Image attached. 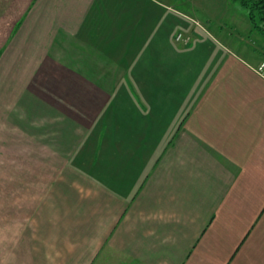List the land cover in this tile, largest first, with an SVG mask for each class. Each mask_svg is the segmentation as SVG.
<instances>
[{
  "label": "crops",
  "instance_id": "0c3cea01",
  "mask_svg": "<svg viewBox=\"0 0 264 264\" xmlns=\"http://www.w3.org/2000/svg\"><path fill=\"white\" fill-rule=\"evenodd\" d=\"M191 19L0 0V264H264V75Z\"/></svg>",
  "mask_w": 264,
  "mask_h": 264
},
{
  "label": "rangeland",
  "instance_id": "374dc122",
  "mask_svg": "<svg viewBox=\"0 0 264 264\" xmlns=\"http://www.w3.org/2000/svg\"><path fill=\"white\" fill-rule=\"evenodd\" d=\"M163 2L192 18L190 24L194 32L190 33L183 26L178 32H182L184 38L189 36L187 43L189 47H193L192 51L196 54L209 55L213 46L209 37L211 35L224 48L222 51L221 47L215 44L214 56L223 57L228 53L229 56H236L240 60L239 62L234 58L230 59L231 69H239L241 64H245V67H251L264 75V36L253 28L250 10L239 0H163ZM255 17L260 23L259 8L255 10ZM262 24L264 26V22ZM181 43L185 41L181 40ZM20 229L27 227L23 225ZM20 229L17 226L0 227V232L6 230L11 236V239H2L0 248L1 243L14 242L13 236L19 234Z\"/></svg>",
  "mask_w": 264,
  "mask_h": 264
},
{
  "label": "trees",
  "instance_id": "16d2710c",
  "mask_svg": "<svg viewBox=\"0 0 264 264\" xmlns=\"http://www.w3.org/2000/svg\"><path fill=\"white\" fill-rule=\"evenodd\" d=\"M244 6L250 10V19L252 22L253 28H256L264 36V0H239ZM260 9L261 12V21L257 22L255 17V10Z\"/></svg>",
  "mask_w": 264,
  "mask_h": 264
},
{
  "label": "built area",
  "instance_id": "2783aa9c",
  "mask_svg": "<svg viewBox=\"0 0 264 264\" xmlns=\"http://www.w3.org/2000/svg\"><path fill=\"white\" fill-rule=\"evenodd\" d=\"M176 39L179 40V41L184 40L185 42H187L190 38H189V36L184 38L183 33L180 32V33L177 34Z\"/></svg>",
  "mask_w": 264,
  "mask_h": 264
}]
</instances>
